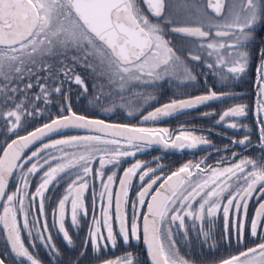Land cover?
I'll return each mask as SVG.
<instances>
[{"label": "snow or ice", "instance_id": "1", "mask_svg": "<svg viewBox=\"0 0 264 264\" xmlns=\"http://www.w3.org/2000/svg\"><path fill=\"white\" fill-rule=\"evenodd\" d=\"M0 264H264V0H0Z\"/></svg>", "mask_w": 264, "mask_h": 264}, {"label": "flooded vegetation", "instance_id": "2", "mask_svg": "<svg viewBox=\"0 0 264 264\" xmlns=\"http://www.w3.org/2000/svg\"><path fill=\"white\" fill-rule=\"evenodd\" d=\"M253 75H254V73H253ZM244 84H245V89L244 90H248V87H249L248 80H245L244 81ZM245 99L246 100L254 99V95L253 96H250V97H245ZM201 111H203V109H201ZM184 120H185V117H183V116H176V117H173L171 119L166 120L165 123H167L171 127L175 128V126H176V124H177L178 121L179 122H184ZM151 154L152 155H156L157 153L156 152H152ZM166 158L168 160H178V159L181 158V156H180V153L179 152H169ZM109 255H120V250L117 249L115 252H109Z\"/></svg>", "mask_w": 264, "mask_h": 264}]
</instances>
